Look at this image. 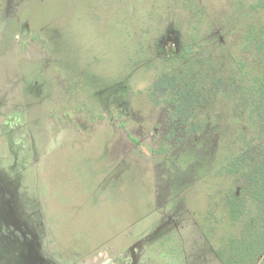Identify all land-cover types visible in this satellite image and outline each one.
Here are the masks:
<instances>
[{
  "label": "rangeland",
  "instance_id": "1",
  "mask_svg": "<svg viewBox=\"0 0 264 264\" xmlns=\"http://www.w3.org/2000/svg\"><path fill=\"white\" fill-rule=\"evenodd\" d=\"M48 2L0 0V264H222L189 210L246 128L212 79L252 59L264 0H66L39 23ZM172 73L204 88L199 132L153 89ZM111 177L139 189L136 223Z\"/></svg>",
  "mask_w": 264,
  "mask_h": 264
},
{
  "label": "trees",
  "instance_id": "2",
  "mask_svg": "<svg viewBox=\"0 0 264 264\" xmlns=\"http://www.w3.org/2000/svg\"><path fill=\"white\" fill-rule=\"evenodd\" d=\"M65 3L51 0L37 21L50 15V8L54 16L49 20L58 17L54 11ZM257 23L251 22L239 40L252 59L244 62L231 50L233 72L224 68L212 79L216 89L228 88L236 98L246 128L224 143L214 174L201 178L202 197L196 204L201 207L190 208L222 264H264V24ZM176 79L172 73L156 81L153 89L166 90L160 102L173 106V119L184 123L188 133L199 132L204 124L195 120L194 111L204 103V88L187 74L180 87ZM207 196L210 200L204 202Z\"/></svg>",
  "mask_w": 264,
  "mask_h": 264
},
{
  "label": "crops",
  "instance_id": "3",
  "mask_svg": "<svg viewBox=\"0 0 264 264\" xmlns=\"http://www.w3.org/2000/svg\"><path fill=\"white\" fill-rule=\"evenodd\" d=\"M113 176H114V178H116L117 177V173L115 172ZM109 181L111 182L109 188L115 190L117 185H118L117 182L113 181L112 177L107 182L109 183ZM107 182L105 184H107ZM130 185L131 186L128 187V189H126V191H125V192H127L126 194L123 193L122 190L119 191V194H115V192L117 191V189H116L110 195V197L107 198L106 202H109V203L113 202L114 204L115 203L117 204V202H119L120 205H122L124 203V206L123 205L122 206L126 207V210L122 211L121 215L122 216L128 215V216H125V217H130V218L135 217L134 221L131 219L130 223H136L139 220V219H136V217L138 216L139 207H140V204H139V189L136 186H134L133 183H131ZM148 192H149V190H147V192H145V193L148 194ZM149 193L151 195V199L153 200V198H152V196H154V186L153 185H152V188H151ZM147 200L148 199H146V201ZM143 201H145V200L143 199ZM146 201L144 202V204L148 205V203ZM152 203H153V201H152ZM142 207H144V206H142ZM189 211H191V209ZM195 218H196V216H195ZM200 229H201V227H200ZM137 231H138V229H137ZM201 231H202V229H201ZM171 254L174 255V256L175 255H182V254H186V251H185L184 248L176 247V249L172 250ZM181 263H182V261L180 260L179 264H181ZM182 264H184V263H182Z\"/></svg>",
  "mask_w": 264,
  "mask_h": 264
},
{
  "label": "flooded vegetation",
  "instance_id": "4",
  "mask_svg": "<svg viewBox=\"0 0 264 264\" xmlns=\"http://www.w3.org/2000/svg\"><path fill=\"white\" fill-rule=\"evenodd\" d=\"M163 105H164V103H163ZM169 105V104H168ZM170 118H171V120H173V121H178V120H176V119H173L172 118V110L170 111ZM137 141V140H136ZM215 251V250H214ZM216 253V252H215ZM217 255V254H216ZM218 257V256H217Z\"/></svg>",
  "mask_w": 264,
  "mask_h": 264
}]
</instances>
